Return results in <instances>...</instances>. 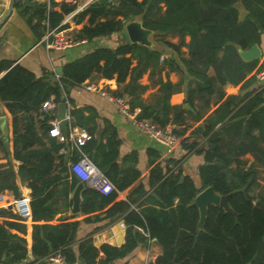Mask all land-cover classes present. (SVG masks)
<instances>
[{
	"label": "trees",
	"instance_id": "trees-1",
	"mask_svg": "<svg viewBox=\"0 0 264 264\" xmlns=\"http://www.w3.org/2000/svg\"><path fill=\"white\" fill-rule=\"evenodd\" d=\"M94 5L105 10L85 8L72 18L78 25L88 16L75 38L107 37L139 17L142 26L173 54L160 60L162 51L156 46L123 41L115 48H92L63 64L59 77L51 72L37 77L20 64L0 77V99L13 117V158L19 162L17 173L10 165H0V192L19 197L17 177L24 182L30 189L33 223L28 248L24 219L0 208V264H20L29 253L31 263H47L46 258L55 252L66 264H112L153 239L161 252L149 264H264V194L261 190L255 194L260 169L264 172V86H255L254 76H248L258 61H246L240 55L260 44L264 0H118L117 5L99 0ZM17 6L40 38L46 28L58 26L76 3L23 0ZM168 34L177 35L178 42L165 40ZM8 67V62H0V72ZM166 69L180 75L176 83L163 81ZM147 71L158 85L148 102L142 98L146 86L139 81ZM93 77L114 79L118 89L112 93L125 98L131 109L140 108L139 118L159 128L172 125L185 156L202 157L199 181L182 170L183 158L158 161L160 154L152 148L147 150L150 169L142 179L137 152L119 156L121 142L113 127L106 126L94 137L96 112L76 107L70 98L73 88ZM226 84H240L239 94L226 95ZM182 88L188 107L171 105L170 96ZM65 96L74 105L70 114L75 124L90 134L82 151L114 187L102 195L83 184L80 212L95 214L96 221L123 219L125 241L119 247L102 244L97 248L90 238L77 243L79 221L72 219L74 215L58 218L71 206L69 194L80 181L69 174L59 154L66 144L49 135L54 116L42 112L41 105L49 98L59 105ZM70 160H78L76 151ZM208 186L228 196L232 212L209 205L199 228L194 198ZM99 252L104 258L98 261Z\"/></svg>",
	"mask_w": 264,
	"mask_h": 264
},
{
	"label": "crops",
	"instance_id": "crops-1",
	"mask_svg": "<svg viewBox=\"0 0 264 264\" xmlns=\"http://www.w3.org/2000/svg\"><path fill=\"white\" fill-rule=\"evenodd\" d=\"M23 0H15V6L11 11L10 16L6 19L4 24L0 27V62L6 61L9 63V67L0 72V77L12 66L15 64H20L31 71L35 76L40 77L43 72H51L55 74V77H59L57 69L61 68L63 64L73 61L84 53L95 47H110L115 48L119 43L123 41H128L124 26L123 30L118 33H114L107 37H101L92 41H87L84 44L66 48L64 50H54L45 48L44 44V34L37 38L36 34L31 28L27 16L20 14V8L17 6L18 3ZM37 2L47 3L49 0H35ZM56 2H60L55 0ZM75 1V0H74ZM73 1V2H74ZM9 0H0V8L3 13L5 12L8 6ZM72 2V3H73ZM2 13V14H3ZM244 16V15H243ZM34 21H32L33 24ZM69 23V22H68ZM66 23V24H68ZM71 25V24H70ZM70 25L65 29V32L69 33ZM75 36V34H74ZM153 36V34H152ZM154 37V36H153ZM165 40L176 43L179 40L177 35H166ZM189 41V37H185V42ZM260 50V57L257 60V69L261 68L264 65V34L261 36L260 44L257 45ZM186 52V48L182 49ZM171 51H162L160 60L164 57L172 55ZM256 69V70H257ZM251 72L248 76H254L255 71ZM179 74L176 72H169L166 70L162 71L161 77L163 81L168 78L172 83H176L179 79ZM156 77H150L148 71L142 75L139 80L141 84L146 86L145 91L142 94L144 101L148 102L151 100L152 96L156 93L158 85L153 84V80ZM86 83H94L98 87H101L109 92L116 91L118 86L114 79L107 80L103 78L93 77L91 80H86L80 86L75 87L70 92V98L74 101L76 107H90L96 112L95 122L97 124L94 137H97L106 126H111L115 129L117 136L121 142L119 146V156L122 157L125 154L135 151L138 154V169L141 173V178L145 179L148 175L150 169L147 160V150L155 149L159 152L160 156L158 161H164L168 158L182 159V170L185 173H188L196 182H198L197 167L202 164V157L200 155L189 154L185 156V150L180 146H176L171 149H166L165 147L157 144L154 140L148 136L140 133L124 116L119 114L113 104L105 97H103L98 92H93L85 89ZM255 86H264V82L256 81ZM224 91L226 95H236L240 92V84L232 85L226 84L224 86ZM114 94V93H113ZM65 99L66 96H65ZM185 100L184 89L173 93L169 102L171 105L183 106ZM68 101V99H67ZM69 102V101H68ZM71 109L74 107L70 102ZM66 108V105H65ZM70 109V110H71ZM59 109L57 108L56 116L58 117ZM87 115V112H85ZM12 114L7 109L5 103L0 99V138L3 140V148H0V165H10L15 173H17L19 162L13 158V124H12ZM74 119V118H73ZM200 122L192 124L186 135L192 130L193 127L200 124ZM168 128H173L172 125H168ZM105 140V139H103ZM59 150V154L64 157L66 162V167L68 172L72 175L70 156L73 151L70 149L68 143ZM63 152H60V151ZM247 159L251 161L250 156H246ZM263 173V174H262ZM262 174V176H261ZM74 175V174H73ZM70 177H68L69 179ZM258 182L260 187L255 190V194L259 193L264 194L262 187L264 186V172L260 169ZM16 184L19 190V197H15L10 191H3L0 194L3 195L4 199L10 200L13 202L18 200L20 197H27L30 200L29 194L30 189L22 182L18 177L16 179ZM72 193L69 194V199L71 200ZM81 200V196H80ZM81 202V201H80ZM11 208H8V205L5 207L0 205V208H7L12 211L13 214L24 219L23 223L26 225V233L24 235L27 241V247L31 245V231H32V220L31 215L28 219L23 218L19 215V207L17 204H10ZM71 206L67 211H63L58 214V218L63 220L69 218L70 216H75L72 219L79 221L78 229L76 232V242L84 238H90L92 244L99 248L102 244H108L111 246L119 247L125 241V229L123 219H103L100 221L94 220L95 214L83 215L81 212L71 213ZM88 218V219H86ZM8 219V218H5ZM3 218H0V222ZM74 251L77 253V245L73 247ZM161 249L156 241L153 239L147 242L146 245L138 246L133 252L127 255L124 258L117 259L112 262V264H149L154 261L155 258L160 254ZM104 258V254L99 252L97 260ZM33 261L32 255L29 253L28 258L20 264H48L46 262L41 263H31ZM75 264H80L77 261Z\"/></svg>",
	"mask_w": 264,
	"mask_h": 264
},
{
	"label": "built area",
	"instance_id": "built-area-1",
	"mask_svg": "<svg viewBox=\"0 0 264 264\" xmlns=\"http://www.w3.org/2000/svg\"><path fill=\"white\" fill-rule=\"evenodd\" d=\"M68 1L69 0H65ZM74 1V0H71ZM99 0H87L83 5L77 6L71 13L67 14L60 24L54 28H46L43 37L45 48L54 50H64L73 46H78L87 42L85 39L72 38L65 29L60 27L72 20V18L83 7L94 5ZM111 5H117L118 0H107ZM84 8V9H85ZM2 9L0 8V17L2 16ZM254 78L258 82H264V65L257 69L254 73ZM85 89L93 92H98L103 97L107 98L115 107L116 111L124 116L140 133L148 136L157 144L171 149L178 146L180 138L172 132V128H159L149 120L139 118L140 108L131 109L127 100L123 97L115 95L108 90L98 87L94 83H86ZM66 108L62 119L56 116L58 103L49 98L41 105V111L47 115L54 116L50 120L49 135L56 138L58 142H66L69 144L72 151H76L78 160L71 163V171L84 185L91 187L101 193L102 195L109 194L113 189L110 180L92 163L89 157L82 151V146L90 139L88 131L75 124L73 117L70 114L71 105L64 101ZM66 123V135L61 130V122ZM60 152H63L62 150ZM17 204L19 207V215L28 219L30 217L29 199L27 197H20L18 200L10 202L4 199L0 194V205ZM48 264H66L63 256L59 252H55L46 258Z\"/></svg>",
	"mask_w": 264,
	"mask_h": 264
},
{
	"label": "water",
	"instance_id": "water-1",
	"mask_svg": "<svg viewBox=\"0 0 264 264\" xmlns=\"http://www.w3.org/2000/svg\"><path fill=\"white\" fill-rule=\"evenodd\" d=\"M15 6V0H9L8 6L5 10V12L0 17V27L4 24L6 19L10 16L11 11L13 10ZM88 8L97 10V11H103L105 10V6H95L91 5L88 6ZM245 15L244 10L241 9V16ZM127 38L130 43H135L139 45L154 47L156 46L153 41L150 40L151 35L153 32L147 28H144L142 26L141 20L139 17L132 18L125 22L124 26ZM241 57L246 61H252V60H258L260 57V50L257 45H253L249 49L240 51ZM58 74H61V68L57 69ZM185 107H188V104H184ZM59 114L58 118L62 119L65 113V103H60L58 105ZM61 130L64 135H66V123L64 121L61 122ZM83 188V183L79 182L71 195L72 200V207H71V213H77L80 211V192ZM228 196H222L216 193L212 186H208L201 190L196 197L194 198V205L199 210V221H198V227L202 228L203 222L206 217L207 213V207L209 205H217L223 208L225 211L232 212L230 209L228 203ZM8 208H11V205H8Z\"/></svg>",
	"mask_w": 264,
	"mask_h": 264
},
{
	"label": "rangeland",
	"instance_id": "rangeland-1",
	"mask_svg": "<svg viewBox=\"0 0 264 264\" xmlns=\"http://www.w3.org/2000/svg\"><path fill=\"white\" fill-rule=\"evenodd\" d=\"M58 1H60V0H58ZM87 0H75L74 2L73 1H71V0H69V2H73V3H76V7L77 6H81V5H83L85 2H86ZM85 7H83L82 9H84ZM87 19H88V16L83 20V22L82 23H80V24H78V25H76V24H74V22L70 19V21H69V23H68V25H70L69 27H70V31H69V35L73 38L74 37V34L82 27V25L83 24H85L86 23V21H87ZM150 40L151 41H153V43L156 45V48H159L161 51H170V49H168L165 45H163V43H162V41H158V40H156V38H154L152 35H151V37H150ZM178 146H180V144H178ZM263 174V173H262ZM262 174H261V176H262ZM3 205V204H2ZM6 207L7 205H3V207Z\"/></svg>",
	"mask_w": 264,
	"mask_h": 264
}]
</instances>
